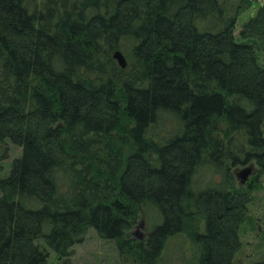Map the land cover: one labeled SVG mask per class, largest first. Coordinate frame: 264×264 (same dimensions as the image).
Masks as SVG:
<instances>
[{
    "label": "trees",
    "instance_id": "1",
    "mask_svg": "<svg viewBox=\"0 0 264 264\" xmlns=\"http://www.w3.org/2000/svg\"><path fill=\"white\" fill-rule=\"evenodd\" d=\"M249 7L0 0V172L21 148L0 264H72L89 229L138 264H238L255 184L235 169L264 174V65L238 40L264 57V5L235 35ZM139 213L156 223L134 241Z\"/></svg>",
    "mask_w": 264,
    "mask_h": 264
},
{
    "label": "rangeland",
    "instance_id": "2",
    "mask_svg": "<svg viewBox=\"0 0 264 264\" xmlns=\"http://www.w3.org/2000/svg\"><path fill=\"white\" fill-rule=\"evenodd\" d=\"M231 2H239L240 0H230ZM260 8V4L250 0V7L238 18L236 37H239L244 23L253 17ZM238 39V38H237ZM241 43H252L258 48L260 62L264 65V57L261 48L256 40H241ZM114 57V54H113ZM114 59V58H113ZM116 65L121 67L116 59ZM10 157L4 161L3 170L0 172V179L9 174L13 161L21 155V148L10 143ZM253 165L255 173L250 176L243 186H253L252 201L248 204V219L242 225L240 230L241 250L236 255L238 264H253L255 262L264 261V174L258 176V166L252 162L246 166H240L235 169L240 171L245 167ZM242 185V184H241ZM149 224L154 226L156 223L153 219ZM149 224L143 213H139L138 219L132 230L129 232L130 239L134 241H143L149 232ZM177 244V243H176ZM188 246V245H187ZM183 247V246H182ZM174 249V245H172ZM71 261L72 264H138L135 257L126 250L121 253L117 242L114 240H105L101 238L94 229H89L87 237L83 243L77 244L72 248ZM187 256L191 257L189 248H186ZM169 258V257H168ZM49 264H61L56 255L52 252ZM169 264V263H166Z\"/></svg>",
    "mask_w": 264,
    "mask_h": 264
},
{
    "label": "water",
    "instance_id": "3",
    "mask_svg": "<svg viewBox=\"0 0 264 264\" xmlns=\"http://www.w3.org/2000/svg\"><path fill=\"white\" fill-rule=\"evenodd\" d=\"M253 1L256 3H259L260 5H264V0H253ZM114 59H116L118 61L119 65L122 68L127 67L126 57L124 56V54L120 50H117L114 53ZM254 173H255L254 166L249 165L240 171H236L235 175H236L237 179L239 180L240 184L244 185L248 181L250 176H252Z\"/></svg>",
    "mask_w": 264,
    "mask_h": 264
}]
</instances>
